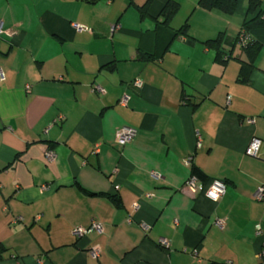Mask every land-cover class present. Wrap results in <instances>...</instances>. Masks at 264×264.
Wrapping results in <instances>:
<instances>
[{"label":"crops","instance_id":"1","mask_svg":"<svg viewBox=\"0 0 264 264\" xmlns=\"http://www.w3.org/2000/svg\"><path fill=\"white\" fill-rule=\"evenodd\" d=\"M198 1L0 0V264H264V27L242 37L264 0ZM92 221L101 233H72Z\"/></svg>","mask_w":264,"mask_h":264},{"label":"built area","instance_id":"2","mask_svg":"<svg viewBox=\"0 0 264 264\" xmlns=\"http://www.w3.org/2000/svg\"><path fill=\"white\" fill-rule=\"evenodd\" d=\"M74 27L79 30H85L87 29L86 27L79 25V24H74ZM4 30L2 29L1 25H0V33H2ZM6 33H11L10 31H5ZM3 78V74L0 71V81H2ZM132 86L134 88H140L143 84L142 80L139 78H136L132 81ZM92 90L96 91L98 93H102L104 92V89L97 84H93L92 85ZM127 100L128 97L126 95H124L123 97H121V99L119 100V103L121 105H127ZM249 122H253V119H249ZM136 134V129L130 126H126L123 125L121 126L117 131H116V137H115V141L116 143H118L119 145H125L126 143L130 142L133 137ZM261 140L258 138L253 137L251 139V141L249 142V144L247 145L246 149H245V154L249 155V156H254L257 157L259 155V151L261 148ZM53 152L52 151H48L46 153V159L48 161H52L53 160ZM192 160V156H188L184 159V162L186 164H189ZM199 181L198 177L196 175H191L184 183V188L186 190H189L191 192H194L196 189V184ZM46 188L45 185L41 186V190H44ZM226 191V186L225 183L220 180V179H212L209 183V185L207 186L206 190H205V196L210 199L213 202H217L224 194ZM253 198L257 201H264V184H261L260 186L257 187V189L255 190L254 194H253ZM137 205H134V207H136ZM20 217H16L14 219L15 220H19ZM216 224L218 226H222V221L220 220H216ZM258 228V227H257ZM91 231H96L101 233L103 231V227L102 224L97 222V221H92L90 223L89 226L87 227H83V226H76L73 228L72 233L76 236V237H81ZM159 243L162 246H168L169 245V241L167 239H160ZM89 254L93 257V258H97L99 257L100 254V248L98 245H95L93 247H91L88 250ZM258 258L260 259H264V249H262L261 251L258 252Z\"/></svg>","mask_w":264,"mask_h":264},{"label":"trees","instance_id":"3","mask_svg":"<svg viewBox=\"0 0 264 264\" xmlns=\"http://www.w3.org/2000/svg\"><path fill=\"white\" fill-rule=\"evenodd\" d=\"M199 5L203 8L206 9H218L224 13H233L235 8H236V1L235 0H199L198 1ZM177 8L176 3L173 2H168L165 7L163 8L162 14L164 16L165 21H168L170 19V17L172 16V14L175 12ZM257 11H256V10ZM250 10H254L255 15L253 18L246 20L243 23V35L244 36V32L249 31L251 29L254 28H259V27H264V11H262L258 4L256 3H252ZM220 39H216V41H214V43L216 45H219ZM220 47V46H219ZM219 47H218V52L221 53L222 49H220L219 51ZM261 47L260 43L256 42V41H250L248 44H246L244 51L246 53V56L248 58V60L246 62L242 63L241 69H240V74H241V78L242 80L246 81L248 80V76L249 73L251 72L252 68L254 67V59L257 55V52L259 50V48Z\"/></svg>","mask_w":264,"mask_h":264}]
</instances>
